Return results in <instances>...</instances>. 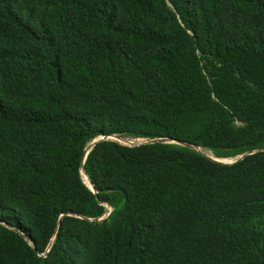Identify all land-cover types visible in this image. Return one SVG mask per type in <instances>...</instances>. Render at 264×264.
I'll return each mask as SVG.
<instances>
[{
  "label": "trees",
  "instance_id": "1",
  "mask_svg": "<svg viewBox=\"0 0 264 264\" xmlns=\"http://www.w3.org/2000/svg\"><path fill=\"white\" fill-rule=\"evenodd\" d=\"M115 133L264 146V0H0V264H264V150Z\"/></svg>",
  "mask_w": 264,
  "mask_h": 264
},
{
  "label": "water",
  "instance_id": "2",
  "mask_svg": "<svg viewBox=\"0 0 264 264\" xmlns=\"http://www.w3.org/2000/svg\"><path fill=\"white\" fill-rule=\"evenodd\" d=\"M107 137L108 136H100L99 139H96L94 140V142H92L91 144H88L85 146V154H84V159H85V156L87 154V152L93 147V145L100 141V140H107ZM116 138L120 139L121 141L123 142H126L128 144V146H139V145H147V144H151V143H175V144H179V145H182V146H185L195 152H198L202 155H204L203 153H201L200 151V148L201 146H198V145H191V144H188L186 142H181V141H177V140H173V139H170V138H164V137H158V138H142L143 141L142 142H136L135 139L137 138H128V137H118V136H115ZM264 150V146L260 147V148H257V149H254V150H250V151H247L245 153H242V154H239L237 156L238 159L233 161V162H230V163H225V162H222V161H219L218 159H224V158H210L208 157L209 159L215 161V162H218V163H221V164H226V165H230V164H233V163H236L238 161H240L241 159H243L246 155H249V154H252V153H255L257 151H263ZM205 156V155H204ZM207 157V156H206ZM83 159V161H84ZM83 172H84V169L83 167L81 166L80 168ZM85 173V172H84ZM86 175V174H85ZM88 178V177H87ZM87 186V185H86ZM92 192H95L94 188H93V185L91 184V182L89 181V186H87Z\"/></svg>",
  "mask_w": 264,
  "mask_h": 264
},
{
  "label": "rangeland",
  "instance_id": "3",
  "mask_svg": "<svg viewBox=\"0 0 264 264\" xmlns=\"http://www.w3.org/2000/svg\"><path fill=\"white\" fill-rule=\"evenodd\" d=\"M107 136H108V137H107V140H110V141L116 142V143H118V144L127 145V146H128V144H127L126 142L121 141L120 139L116 138L115 136H118V137H128V138H136V137H133V136H130V135L119 134V133L110 134V135H107ZM99 138H100V136H98V137H96V138L90 140V141L87 143V145H88V144H91L92 142H94V140L99 139ZM135 141L139 143V142H142L143 139H142V138H136ZM200 151H201V153H203L205 156H207V158H208V157H210V158H216L215 155L212 153V151H210V150H208V149L200 148ZM209 154H210V155H209ZM238 157H239V156L232 157V158L218 159V160H219V161H222V162H225V163H230V162H233V161L237 160ZM79 172H80V175H79V176L81 177V178H80L81 181H82L85 185L89 186V181H88V178H87V176L85 175V173L82 172V171H79ZM103 205H104V213H103L100 217H98V218L96 219L97 221H101L102 219H104V218L109 214V212H110V210H111V207H110L108 204H103ZM24 239H25V241H26L27 243H30L26 238H24ZM49 246H50V245H48V247L46 248L45 251L48 250ZM37 254H38V255H42L43 253H37Z\"/></svg>",
  "mask_w": 264,
  "mask_h": 264
},
{
  "label": "bare ground",
  "instance_id": "4",
  "mask_svg": "<svg viewBox=\"0 0 264 264\" xmlns=\"http://www.w3.org/2000/svg\"><path fill=\"white\" fill-rule=\"evenodd\" d=\"M210 155V154H209ZM82 171V170H81ZM83 172V171H82Z\"/></svg>",
  "mask_w": 264,
  "mask_h": 264
}]
</instances>
